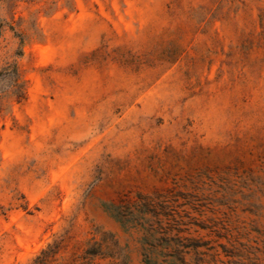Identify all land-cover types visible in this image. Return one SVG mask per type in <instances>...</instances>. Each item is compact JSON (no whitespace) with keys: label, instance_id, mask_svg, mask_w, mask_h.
Listing matches in <instances>:
<instances>
[{"label":"rangeland","instance_id":"obj_1","mask_svg":"<svg viewBox=\"0 0 264 264\" xmlns=\"http://www.w3.org/2000/svg\"><path fill=\"white\" fill-rule=\"evenodd\" d=\"M0 264H264V0H0Z\"/></svg>","mask_w":264,"mask_h":264},{"label":"trees","instance_id":"obj_2","mask_svg":"<svg viewBox=\"0 0 264 264\" xmlns=\"http://www.w3.org/2000/svg\"><path fill=\"white\" fill-rule=\"evenodd\" d=\"M100 247V246H99ZM99 247H97V249H91V248H88V249H86L85 250V255L86 254H92V255H94V254H97V253H100V249H99ZM147 262H150V259H148V258H146L145 259Z\"/></svg>","mask_w":264,"mask_h":264}]
</instances>
